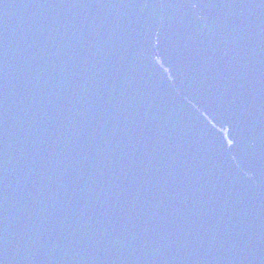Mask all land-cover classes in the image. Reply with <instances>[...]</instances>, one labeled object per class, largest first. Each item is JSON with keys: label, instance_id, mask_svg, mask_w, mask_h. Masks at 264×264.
Masks as SVG:
<instances>
[{"label": "water", "instance_id": "obj_1", "mask_svg": "<svg viewBox=\"0 0 264 264\" xmlns=\"http://www.w3.org/2000/svg\"><path fill=\"white\" fill-rule=\"evenodd\" d=\"M0 264H264V0H0Z\"/></svg>", "mask_w": 264, "mask_h": 264}]
</instances>
